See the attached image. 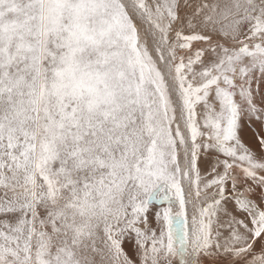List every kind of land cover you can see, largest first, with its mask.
Returning <instances> with one entry per match:
<instances>
[{"label":"snow or ice","instance_id":"1","mask_svg":"<svg viewBox=\"0 0 264 264\" xmlns=\"http://www.w3.org/2000/svg\"><path fill=\"white\" fill-rule=\"evenodd\" d=\"M0 264H264V0H0Z\"/></svg>","mask_w":264,"mask_h":264},{"label":"bare ground","instance_id":"2","mask_svg":"<svg viewBox=\"0 0 264 264\" xmlns=\"http://www.w3.org/2000/svg\"><path fill=\"white\" fill-rule=\"evenodd\" d=\"M253 126H254V130L250 129V133H249V130L247 129L245 130V132L243 133V138L246 143H249L250 145L255 146V139H254L253 133L260 132L261 129L258 123H254ZM190 211L191 209H189V212Z\"/></svg>","mask_w":264,"mask_h":264},{"label":"rangeland","instance_id":"3","mask_svg":"<svg viewBox=\"0 0 264 264\" xmlns=\"http://www.w3.org/2000/svg\"><path fill=\"white\" fill-rule=\"evenodd\" d=\"M259 127H260V129H261V125H260V124H259ZM250 129L254 130V126H253V124H251ZM261 130H262V129H261ZM249 133H250V130H249Z\"/></svg>","mask_w":264,"mask_h":264}]
</instances>
